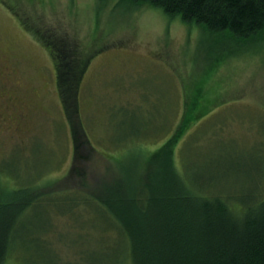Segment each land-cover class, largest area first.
<instances>
[{
    "label": "rangeland",
    "instance_id": "rangeland-1",
    "mask_svg": "<svg viewBox=\"0 0 264 264\" xmlns=\"http://www.w3.org/2000/svg\"><path fill=\"white\" fill-rule=\"evenodd\" d=\"M56 60L78 80L70 121ZM195 100L212 110L190 125ZM163 153L193 190L209 180L260 190L264 42L235 43L120 0H0V186L45 194L20 222L25 256L6 264H74L81 254L119 264L124 237L102 203L82 199L104 186L126 196L150 173L159 180Z\"/></svg>",
    "mask_w": 264,
    "mask_h": 264
},
{
    "label": "trees",
    "instance_id": "trees-1",
    "mask_svg": "<svg viewBox=\"0 0 264 264\" xmlns=\"http://www.w3.org/2000/svg\"><path fill=\"white\" fill-rule=\"evenodd\" d=\"M120 1L137 8L160 9L169 17L195 24L210 34L225 35L235 43L264 42V0ZM62 54L66 60L75 59L73 53ZM70 65L56 60L54 66L69 121L79 114L78 102L76 107L72 102L78 80L73 74L68 75L73 67ZM209 107L200 100L193 101L186 121L190 125L200 122L212 110ZM81 128L84 130L82 124ZM161 155L156 160L164 172L159 180L150 173L137 187H130L126 196L104 186L99 197L85 195L82 199L84 204L89 200L102 203L111 221L107 227L124 237L119 264L127 259L129 264H264V184L259 191L240 194L213 188L210 180L195 181L197 189L193 190L178 173L172 157ZM36 188L0 186V264H6L14 254L25 256L19 249L25 250L30 243L18 241L25 230L20 222L28 207L42 203L45 194L36 195ZM68 200L75 204L70 197L63 202ZM95 254L92 252V262H96ZM74 264L91 263L81 254Z\"/></svg>",
    "mask_w": 264,
    "mask_h": 264
}]
</instances>
